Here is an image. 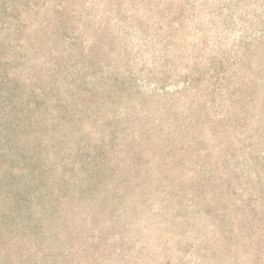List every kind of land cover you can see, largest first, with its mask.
Instances as JSON below:
<instances>
[{
  "label": "rangeland",
  "instance_id": "obj_1",
  "mask_svg": "<svg viewBox=\"0 0 264 264\" xmlns=\"http://www.w3.org/2000/svg\"><path fill=\"white\" fill-rule=\"evenodd\" d=\"M31 146L0 264H264V0H0V162Z\"/></svg>",
  "mask_w": 264,
  "mask_h": 264
},
{
  "label": "trees",
  "instance_id": "obj_2",
  "mask_svg": "<svg viewBox=\"0 0 264 264\" xmlns=\"http://www.w3.org/2000/svg\"><path fill=\"white\" fill-rule=\"evenodd\" d=\"M27 152L29 154L27 157L23 156L22 153L18 154V158H17L18 162L20 161L22 163L18 166L17 173L11 171L12 166L10 164L6 165V163L0 162V187L3 184L4 177H7L8 175L12 174L16 179L20 180L19 182L14 183L16 184L15 188L17 191L14 192L13 189H10V190H6L5 193L0 194V200H4L6 202L5 203L6 205H3L2 203L3 209L6 212L0 211V238H1L0 244L1 245L6 244L5 236L10 234L11 232L10 230L6 229V224H10V225L13 224L16 226L15 227L16 236H18L21 239L22 244L24 243L23 249L30 253V251L37 252L34 243V239L37 238L34 231L36 224L32 222L33 219H31V221L26 223L27 218L30 217V212L26 204L27 200L25 196L23 195L20 196L18 195V193L29 188L31 181L36 183L35 188H37L38 183L41 184L42 181L38 182L37 175H34L35 171L33 168L30 167V164L28 162L31 161L32 163L31 162L30 163L34 165L35 163L34 161H36L37 159L42 160V158L41 156H37L32 146L27 150ZM0 154H2L1 151ZM36 193L42 194V192L38 188L35 191V194ZM35 204H37V202H35ZM74 233H79V231L75 229ZM11 246L15 250H18L17 248H19L16 242H13V245ZM80 250H82V248H80ZM9 251L12 252L14 250L10 249ZM67 257L69 256L66 253L62 254L63 260L66 259Z\"/></svg>",
  "mask_w": 264,
  "mask_h": 264
}]
</instances>
